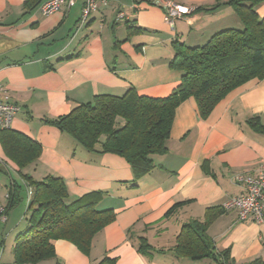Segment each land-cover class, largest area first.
Segmentation results:
<instances>
[{
    "label": "crops",
    "instance_id": "0c3cea01",
    "mask_svg": "<svg viewBox=\"0 0 264 264\" xmlns=\"http://www.w3.org/2000/svg\"><path fill=\"white\" fill-rule=\"evenodd\" d=\"M43 1L30 9L25 0H0V83L8 101L19 106L10 129L40 144L38 157L20 168L0 143V202L6 206L11 179L22 185L23 200L7 211L8 220L30 192L19 173L34 180L52 175L63 179L69 200L101 192L96 208L112 209L114 219L94 235L88 254L57 239L55 256L37 264H97L104 257L113 264H218L171 250L181 226L202 221L209 207L223 209L207 228L216 251L227 250L236 264L264 260V223L241 221L235 208L224 207L243 191L233 176L264 164V77L230 90L205 118L194 97L184 99L175 108L166 151L152 155L154 167L135 182L123 157L88 151L44 122L98 94L120 96L133 88L139 95L167 96L182 75L169 65L171 43L200 46L217 31L240 28L235 11L209 10L214 0H174L191 11L171 28L159 0H108L83 23L82 0L62 3L48 15L39 12ZM255 10L264 18V1ZM252 118L259 124L252 125ZM139 238L151 246L148 253L139 249Z\"/></svg>",
    "mask_w": 264,
    "mask_h": 264
},
{
    "label": "trees",
    "instance_id": "16d2710c",
    "mask_svg": "<svg viewBox=\"0 0 264 264\" xmlns=\"http://www.w3.org/2000/svg\"><path fill=\"white\" fill-rule=\"evenodd\" d=\"M263 1L214 0L209 10L230 6L242 27L217 31L203 45L195 47L174 40L171 43L174 56L169 65L182 71V75L179 84L167 96L139 95L133 88L120 96L98 94L67 114L45 118L44 122L56 126L88 151L123 157L130 165L134 182L137 181L154 167L151 156L166 151L165 141L175 108L184 99L194 97L200 117L205 118L230 90L251 78L264 77V18L255 10ZM24 3L32 9L37 0ZM250 123L259 124L257 118H252ZM0 143L5 154L20 168L34 161L40 153L37 141L10 128L0 129ZM19 177L30 187V195L24 214L26 227L13 240L15 264H37L53 258V243L57 239L67 240L88 254L94 235L114 219L112 209L96 208L101 192L69 200L61 177L48 175L34 180L21 172ZM11 181L6 212L23 200L22 185ZM188 202L173 205L166 215ZM222 210L209 207L202 221L191 219L184 223L171 248L173 253L190 260L211 257L218 264H236L227 250L216 251L207 234L209 224ZM3 241L1 238L0 243ZM139 249L148 253L151 246L144 238H139ZM113 263L114 259L104 257L97 264ZM243 264H264V260L254 258Z\"/></svg>",
    "mask_w": 264,
    "mask_h": 264
},
{
    "label": "built area",
    "instance_id": "2783aa9c",
    "mask_svg": "<svg viewBox=\"0 0 264 264\" xmlns=\"http://www.w3.org/2000/svg\"><path fill=\"white\" fill-rule=\"evenodd\" d=\"M75 0H45L39 6V12L48 15L59 9L62 3L71 5ZM165 10L166 23L172 28L174 21L189 13V6L175 2L174 0H159ZM108 0H82L80 23L86 21L89 15L97 10L99 5H105ZM5 87L0 83V129L10 128L11 120L18 112L19 106L8 101ZM234 182L243 187V191L229 198L225 203V208H235L238 219L245 221L252 218L256 222L264 223V164L253 173L238 172L233 176ZM30 192L26 197V205ZM7 197V195H6ZM7 212L5 205L0 202V222H6ZM0 264H15L13 262Z\"/></svg>",
    "mask_w": 264,
    "mask_h": 264
},
{
    "label": "rangeland",
    "instance_id": "374dc122",
    "mask_svg": "<svg viewBox=\"0 0 264 264\" xmlns=\"http://www.w3.org/2000/svg\"><path fill=\"white\" fill-rule=\"evenodd\" d=\"M2 174L0 173V179ZM5 191L2 185H0V199L4 195ZM25 201L23 205L20 204L11 210L9 219L6 223L0 222V239L3 238V243H0L1 257L4 262H13L12 245L16 234L22 231L26 227V219L24 217ZM196 261V260H195Z\"/></svg>",
    "mask_w": 264,
    "mask_h": 264
}]
</instances>
